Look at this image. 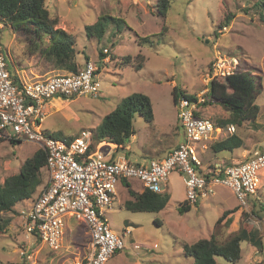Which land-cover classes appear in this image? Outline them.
<instances>
[{
    "label": "rangeland",
    "instance_id": "374dc122",
    "mask_svg": "<svg viewBox=\"0 0 264 264\" xmlns=\"http://www.w3.org/2000/svg\"><path fill=\"white\" fill-rule=\"evenodd\" d=\"M51 1L49 3L46 0V6L52 13L59 15L61 20L57 26L65 29L69 26L70 33L76 37L78 60L84 61V53L98 61L101 50L110 57V61L104 60L105 63L100 67L101 88L97 96L55 97L66 101L61 102L64 108L60 109L58 101H54L56 104L49 108L43 127L57 138L69 139L84 129L90 130L93 133L92 148L100 150L99 142L94 139V131L103 117L123 97L142 92L152 100L154 121H147L137 112L133 120L136 136L132 137L129 144L119 147L125 149L127 157L133 160L158 158L183 136L184 129L177 124L178 108L173 99V87L178 85L185 92L196 94L208 86L205 78L217 57H229V61L230 57L236 56L240 59L238 69L250 70L259 76L263 86L257 98L261 107L258 118L238 126L237 134L243 138V149L264 151V21L261 20V11L255 6L263 0H170L165 21L158 15L159 0H55L57 7ZM230 13L234 17L224 28L220 23ZM104 15L121 17L125 22L120 28V25L108 18L107 31L101 39L88 36L87 26ZM1 23L0 46L9 56L11 72L15 73V66L21 74L24 68H37L41 73L45 71L42 78L50 73H68L56 68L39 51L30 53L27 36L15 31L9 24ZM143 36H149L154 40L153 43L144 40L140 42L139 38ZM45 39L48 41V36ZM106 48L108 52H105ZM139 54L145 56V65L136 70L130 64L140 61L137 58ZM125 56H130L129 65L122 63ZM26 72L27 76L40 77L31 71ZM203 113L218 122L220 118L229 117L231 111L214 103L206 106ZM226 136L228 134L193 141L198 149L209 144V149L202 155L205 163L215 154L212 144ZM38 148V144L32 141L24 140L16 144L7 138L1 141L0 182L18 173L24 161ZM242 151L236 149L235 156L241 158ZM224 152L225 155L230 154ZM42 176L43 183L34 197L45 186V168ZM183 176L176 168L169 173L168 186L161 183L170 199L159 211L127 210L124 202L128 190L124 180H118L117 195L111 208L106 209L105 216L112 230L123 239L124 247L105 264H194V258L185 254V243L212 235L224 242L242 227L257 231L259 244L243 240L242 258L238 262L216 256V264H264V226L260 221L264 215V182L260 184L257 193L249 198V206L246 208L239 203L231 188L219 185L215 188V194L192 205L189 211L180 213L179 207L186 197ZM129 180L134 188L140 189L143 186L139 179ZM19 203L16 204L19 208L27 210L30 207L28 203ZM226 211V217L218 222ZM10 214L12 212H5L4 216ZM14 214V222L5 232L0 233V264H63L68 257L73 258V255L85 251V244H90L91 236L86 225L74 217H67L62 238L63 249L58 255L42 245L38 238L28 237L22 226V217H19L21 212ZM130 225L136 230L125 236L124 230ZM71 249L74 250L73 254L68 253ZM22 251L32 253L31 259L21 254Z\"/></svg>",
    "mask_w": 264,
    "mask_h": 264
},
{
    "label": "built area",
    "instance_id": "2783aa9c",
    "mask_svg": "<svg viewBox=\"0 0 264 264\" xmlns=\"http://www.w3.org/2000/svg\"><path fill=\"white\" fill-rule=\"evenodd\" d=\"M228 58L221 56L214 60L205 78L208 86L194 98L181 96L175 102L184 141L162 158L134 162L126 157L107 159L101 150H94L90 130L84 129L70 140L51 136L43 127L50 102L56 96L98 95L101 79L94 61L88 60L75 73L25 80L10 71L9 56L0 46V136L35 142L47 153L45 186L20 215L27 236L38 238L42 245L59 255L66 218L74 217L88 227L91 247L85 257L73 255L63 264H105L124 247L123 239L112 230L105 216L117 195L118 180L136 178L144 188L163 192L161 183L167 184L169 173L176 168L184 175L188 204L196 205L215 194L217 186L224 185L232 189L243 207H248L249 198L264 182V151L245 154L227 164L207 165L193 143L236 132L235 124L216 125L203 113L212 78L240 70V59L232 56L228 61ZM261 222L264 226V217ZM130 232L125 229L124 235ZM68 253L73 254L74 250ZM21 254L28 259L32 257L26 251Z\"/></svg>",
    "mask_w": 264,
    "mask_h": 264
},
{
    "label": "trees",
    "instance_id": "16d2710c",
    "mask_svg": "<svg viewBox=\"0 0 264 264\" xmlns=\"http://www.w3.org/2000/svg\"><path fill=\"white\" fill-rule=\"evenodd\" d=\"M158 3V15L165 21L168 8L171 5L170 0H159ZM255 6L258 11H261V20L264 21V0L256 3ZM58 16L46 6V0H0V22L5 25L9 24L12 29L27 36L30 41V53L34 54L39 51L42 57L51 63L53 62L56 68L75 73L91 59L86 56L83 65L79 62L75 48L76 37L66 29L57 26L60 20ZM233 17V13L228 14L220 25H229ZM108 18L116 22V25H120V28L125 22V19L121 17L100 16L97 22L87 26L88 36H96L101 39L107 31ZM164 28L165 24L162 26V32ZM47 36L48 41L45 39ZM139 39L140 42L144 40L153 43L154 41L149 36H143ZM104 56L107 54L101 50L100 60H92L98 65L99 70L104 64ZM130 56H125L122 63L129 65ZM137 58L140 61L130 65L139 70L145 65V56L139 54ZM209 85V99L204 103V106L218 103L226 110L231 111L229 117L220 118L218 122H215L216 125L222 127H227L228 124L241 126L245 121H253L258 118L261 107L257 103V98L263 89L259 76H255L250 70H238L229 75L214 76ZM172 93L174 102L181 96L188 98L195 96V94L185 92L178 85L173 87ZM137 112L142 114L147 121H154L152 100L145 93L134 92L123 97L118 105L103 117L101 124L94 131V139L97 142L103 140L114 142L117 147H124L129 144L135 134L133 120ZM48 134L56 137L51 133ZM73 138L69 139L72 140ZM5 139L0 136V142ZM11 141L13 144L20 142L14 139ZM242 145V137L234 133L214 142L211 148L215 152L233 151ZM46 161L47 153L42 147H39L33 155L24 161L18 173L8 176L3 183L0 182V233L5 232L13 220V216H4V213H18L15 205L23 200L33 198L38 187L43 183L42 171ZM122 180H124V185L129 194V198L124 202L127 210L159 211L166 206L170 199L168 192H154L148 188H144L142 192H137L132 188L129 179ZM191 207L192 205L184 200L179 211L184 213L189 211ZM227 213L228 211L224 212L218 222H221ZM243 240L250 241L252 244H259L260 241L257 237V231L242 227L238 233L224 242H220L215 235H212L209 238H200L192 243H185L184 251L186 255L194 258V264H216V256H223L229 261L238 262L242 258L241 242Z\"/></svg>",
    "mask_w": 264,
    "mask_h": 264
},
{
    "label": "crops",
    "instance_id": "0c3cea01",
    "mask_svg": "<svg viewBox=\"0 0 264 264\" xmlns=\"http://www.w3.org/2000/svg\"><path fill=\"white\" fill-rule=\"evenodd\" d=\"M51 1V0H50ZM48 2H49V0H48ZM51 2H53V5L55 6V7H57V3L55 2V0H52ZM50 3V2H49ZM55 3V4H54ZM62 18V17H61ZM61 20V19H60ZM63 21V20H62ZM0 24H2V23H0ZM61 24V23H60ZM1 27H3V25L1 26ZM63 27V26H62ZM64 29H65V27H63ZM66 30L67 31H69L70 32V28H69V26L68 27H66ZM79 52L81 53V51L79 50ZM84 57H85V59H84V61L86 60V56H89V58L88 59H91V60H94L93 59V57H91L89 54L88 55H85L84 53L82 54ZM105 57H107V60L108 61H110V57H108V56H104V58ZM98 58H100L99 56H98ZM106 59V58H105ZM84 61L83 62H81L80 60H79V62L82 64V63H84ZM111 62H112V60H111ZM104 63H105V61H104ZM50 67H51V65H50ZM14 68H15V73H13V74H15L17 77H21V78H24L25 80H32V79H36V78H42L41 77V75H44L46 72L45 71H43L42 73H41V71H38L37 70V68H28V69H26V68H24L23 69V74H21L20 72V70L18 69V68H16L15 66H14ZM31 71L33 74H35V76H40V77H32V76H27L25 73H27L26 71ZM48 72H50V71H48ZM47 72V73H48ZM49 75H51V73L50 74H48V76ZM54 101H58V105L60 106V109H63L64 108V106L62 107V103L61 102H66V101H64V100H62V99H60V98H53L52 100H51V102H50V108L51 107H53L56 103L54 102ZM60 101V102H59ZM67 102H69V100H67ZM175 103V102H174ZM67 105V104H66ZM177 115H178V113H177ZM154 116H155V114H154ZM178 117V116H177ZM177 124L180 126V123H179V120H178V118H177ZM48 130V129H47ZM48 133H51V134H54L53 132H51L50 130H48ZM235 133H238V126H236V132ZM227 134V133H226ZM136 135L134 134L133 135V137H135ZM221 136H224V135H221ZM72 137H75L74 136V134H73V136ZM69 138H71V137H69ZM184 139H185V133H184V130H183V136L181 137V139L179 140V141H177L170 149H168L167 151H165L163 154H161L160 156H157L158 158H162V157H164V156H166L173 148H175L176 146H178L181 142H183L184 141ZM243 139V138H242ZM207 147H204V146H201L198 150L199 151H202V152H200L201 153V159H202V161L204 162V160H203V157H202V155H203V153H204V151H206V149L208 148L209 149V144H205ZM98 146H99V148H100V150H102V152L105 154V156H106V158L107 159H117V158H121V157H126L127 159H129L130 161H134V162H143V161H146V160H149V159H136V160H133V159H130V158H128L127 157V155H126V153H125V149H123L122 147H117V144H115V143H112V142H110V141H107V140H103V141H100L99 142V144H98ZM38 147H40L39 145H38ZM132 149V148H131ZM239 151H242L243 152V154L241 153L240 155H245V154H252L253 152H255V151H258V149H255L253 152H252V150H250V149H247V148H245V149H243V147L241 146V147H239V148H237ZM235 150L236 149H234L233 151H229V150H223V151H220V152H223V153H219V152H215V151H213L215 154H214V156H210V161L208 162V163H205L204 162V164H218V163H220V164H227V163H229V162H231L232 160H233V158L235 159V158H238V156H235L236 155V152H235ZM245 150V151H244ZM224 151H228L230 154L229 155H225V152ZM217 153H219V154H217ZM239 155V156H240ZM243 156H240L241 158L243 157ZM150 159H153V158H150ZM45 168V167H44ZM46 169V168H45ZM169 181V180H168ZM130 184H131V182H130ZM166 186H168V182H167V184H166ZM125 188H126V186H125ZM135 191H137V192H142L143 191V189H144V186H142L140 189H137V188H134V187H132ZM168 188V187H167ZM127 189V188H126ZM128 190V189H127ZM168 189H166V191H167ZM127 198H129V194H128V197ZM126 198V199H127ZM32 199V198H31ZM125 199V200H126ZM33 200V199H32ZM32 200H30V199H26V200H23V201H21L19 204L21 205V204H25V203H28V205L29 206H31V203H32ZM15 209L19 212H21L22 210H25V209H23V208H19V207H17L16 205H15ZM11 216H14L15 214L14 213H12V214H10ZM19 217H20V215H19ZM15 218V217H14ZM14 220L15 219H13L12 220V223L14 222ZM11 223V224H12ZM83 223V222H82ZM86 225V224H85ZM10 227V226H9ZM8 227V228H9ZM87 227V226H86ZM88 228V227H87ZM125 229H130V233L129 234H132V232L133 231H135L136 230V228L135 227H133V226H127ZM89 231V229L87 230V232ZM88 233H90V231L88 232ZM128 234V235H129ZM90 236H91V234H90ZM252 245V244H251ZM90 247H91V240H90V244H85V248L86 249H88L87 250V252H86V249H85V251H83V252H81V253H78V255L80 256V257H85L87 254H88V251H89V249H90ZM256 248V247H255Z\"/></svg>",
    "mask_w": 264,
    "mask_h": 264
},
{
    "label": "clouds",
    "instance_id": "9594fccd",
    "mask_svg": "<svg viewBox=\"0 0 264 264\" xmlns=\"http://www.w3.org/2000/svg\"><path fill=\"white\" fill-rule=\"evenodd\" d=\"M0 23H1V22H0ZM225 27H226V26H225ZM106 49H107V48H106ZM105 52H108V49H107V51H105ZM105 58L107 59V57H105ZM105 58H104V60H106ZM163 192H164V191H163Z\"/></svg>",
    "mask_w": 264,
    "mask_h": 264
}]
</instances>
